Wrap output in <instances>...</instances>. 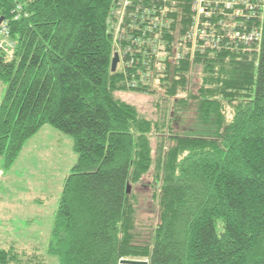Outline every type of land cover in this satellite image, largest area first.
Wrapping results in <instances>:
<instances>
[{"label":"trees","instance_id":"16d2710c","mask_svg":"<svg viewBox=\"0 0 264 264\" xmlns=\"http://www.w3.org/2000/svg\"><path fill=\"white\" fill-rule=\"evenodd\" d=\"M139 1L126 15L154 9ZM124 3L0 0L17 43L13 58L0 52L2 166L46 125L77 155L48 253L60 264H264V34L252 52L197 49L131 88L134 71L111 70L113 13ZM166 7L171 45L194 12L187 0ZM126 92L151 96L155 118L118 96ZM147 176L160 218L143 243L136 189ZM16 245L0 249V264L33 261Z\"/></svg>","mask_w":264,"mask_h":264},{"label":"rangeland","instance_id":"374dc122","mask_svg":"<svg viewBox=\"0 0 264 264\" xmlns=\"http://www.w3.org/2000/svg\"><path fill=\"white\" fill-rule=\"evenodd\" d=\"M2 85L0 82V91ZM3 90L0 102L5 93ZM118 96L136 105L148 118H155L156 108L148 94L126 92ZM26 143L10 170L0 168V196L3 199L0 243L4 246L16 239L20 242L16 247L24 253V259L33 260L30 264H60L57 257L48 253V248L65 181L77 160L73 140L46 125ZM136 190L140 203L138 228L144 243L160 218L152 177L147 176Z\"/></svg>","mask_w":264,"mask_h":264},{"label":"built area","instance_id":"2783aa9c","mask_svg":"<svg viewBox=\"0 0 264 264\" xmlns=\"http://www.w3.org/2000/svg\"><path fill=\"white\" fill-rule=\"evenodd\" d=\"M147 1L154 9L143 8L126 15L125 9L131 0H125L123 9L115 8L113 13L116 23H112V32L115 51L120 58L118 68L127 74L134 71L131 88L147 85L156 73L154 69L163 72L167 62L176 63L197 49L227 47L250 51L263 39L264 0H187L194 12L191 26L182 38L178 39L176 35V41L171 45L163 39L162 30L171 24L168 15L175 11L166 7L167 0ZM171 5L175 7L176 2ZM124 18L129 20L130 26H125ZM135 23L142 27L135 28L139 34L134 32L132 25ZM16 46L8 23L0 22V52L13 58Z\"/></svg>","mask_w":264,"mask_h":264},{"label":"water","instance_id":"95a60500","mask_svg":"<svg viewBox=\"0 0 264 264\" xmlns=\"http://www.w3.org/2000/svg\"><path fill=\"white\" fill-rule=\"evenodd\" d=\"M2 21H3V19L0 20V22H2ZM119 60H120V58H119L118 53H115L114 58L112 60V65H111L112 72H116ZM121 264H148V262L147 261H140V260H122Z\"/></svg>","mask_w":264,"mask_h":264},{"label":"crops","instance_id":"0c3cea01","mask_svg":"<svg viewBox=\"0 0 264 264\" xmlns=\"http://www.w3.org/2000/svg\"><path fill=\"white\" fill-rule=\"evenodd\" d=\"M3 88L5 89V87H3V85H2V90L0 91V93L4 92ZM0 104H1V102H0ZM0 168H2L1 159H0ZM2 201H3L2 196H0V211H1ZM2 225L3 224L1 223V220H0V226H2ZM17 243H20V242H18L16 239L10 240V242H7L4 246L2 245V243H0V249L6 248V247H10L11 245L13 246V244L16 245Z\"/></svg>","mask_w":264,"mask_h":264}]
</instances>
